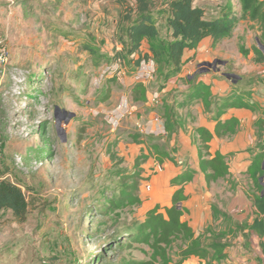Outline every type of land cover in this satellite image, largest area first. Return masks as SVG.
<instances>
[{
    "label": "rangeland",
    "instance_id": "1",
    "mask_svg": "<svg viewBox=\"0 0 264 264\" xmlns=\"http://www.w3.org/2000/svg\"><path fill=\"white\" fill-rule=\"evenodd\" d=\"M229 1L240 7L239 0L194 3L212 18ZM125 6L124 0H0V53H6L0 60V180L21 186L30 204L23 222L9 210L0 213V264H202L186 254L191 241L183 237L168 247L170 262L155 258L144 241V221L152 210L147 169L158 174L148 163H162L166 157L180 163L169 138L162 141L159 134L142 130L156 117L143 120L132 112L136 101L131 86L127 90L125 74L119 75L116 67L122 64L129 76L135 67L130 57L115 58L123 49L119 23ZM239 18L220 49L198 60L194 79H210L212 70L252 76L237 91L245 89L251 100L264 103V61L254 53L261 32L242 12ZM158 24L166 37L164 15ZM143 50L148 53L149 45ZM239 60L250 72L244 73L243 64L235 63ZM144 63L154 64L150 58ZM154 74L148 89L161 93L167 81L158 79L156 70ZM181 81L185 79L176 84ZM180 93L176 87L160 100L172 108L178 126H184L185 103L175 100ZM171 98L174 103H168ZM210 101L207 111L218 116L228 112L218 97ZM165 104H159L161 113ZM260 120L257 111L251 120L258 137L253 154L264 150ZM130 144L138 145L135 157ZM199 154L206 156L202 146ZM244 179L239 183L247 187ZM230 181L234 185L232 175L210 187L215 221L195 232L210 257L215 244H229L238 230L225 226L233 222L231 217L215 211L227 202ZM136 197L141 201L133 204Z\"/></svg>",
    "mask_w": 264,
    "mask_h": 264
},
{
    "label": "crops",
    "instance_id": "2",
    "mask_svg": "<svg viewBox=\"0 0 264 264\" xmlns=\"http://www.w3.org/2000/svg\"><path fill=\"white\" fill-rule=\"evenodd\" d=\"M220 42L213 45L211 37H206L200 43L198 48L186 50L181 70L167 80L161 93L155 92L159 93L160 96H166L174 88L180 87L181 93L175 98V100L184 101L185 103L182 106L185 108L181 107L185 123L184 126H178V122L180 121H177L178 129L172 134L167 132L164 116L166 104L161 100L157 104H154L152 99L155 93L152 94L149 89L147 90V101H136V105L132 108V112H137V116L143 120L156 117L155 120L148 122L147 127L143 128L141 126V128H143L142 130L154 134L158 131L160 132L163 128L167 135H155L160 137L162 141L169 138L170 150L173 147H177V152H173V154L176 156V161L181 164L177 165L173 159L166 157L161 163L163 165V170L158 171V174L153 175L151 174L150 169H147L149 175H151L149 178L150 181L147 182H152L150 183L151 189H149V196L151 197L150 203L152 202V207L150 209L155 208L157 205L165 207L171 206L175 191L183 187L185 194L188 196V199L185 201V206L189 210L186 217L194 231L199 233L201 229L208 227L215 221L213 192L210 191V187L224 178L209 183L207 180L208 172L201 167L202 160L209 157H201L199 154V149H201L202 146V138L197 129L202 127L208 129L213 134V137L209 142L211 155L214 156L216 152H221L227 155L230 172L228 176L232 175L235 180L234 185L230 181L233 189L226 191L227 195H229L227 202L224 206L217 207L216 209L217 212L222 213L223 211L224 214H227L233 219L232 223L225 225L226 227L228 226L238 229L236 235L230 240L229 244H226L225 242L219 245L215 244V250H213L212 257L208 256V258H213V264H264V234L261 235L258 231L252 228L255 217L258 215V210L254 205L255 190L250 189L251 186L255 188V184L248 173L255 154L259 152L256 149L257 152L255 153L254 150L255 154H253L251 150V148L254 147L255 141L258 139L256 134L257 126H255L251 120L256 115L257 111H261V117L264 119V103L258 100H251L248 97V94L245 93L246 91L243 92L245 89L237 91V88L239 87L245 88V86L251 82L252 76H247V78L241 77L237 83H234L224 75L226 71L221 72V70H212L209 75V77H211L210 79L202 81L200 76L197 80L194 79V75L197 72L196 66L200 63L198 60L200 58H208V56L212 54V51L219 50ZM146 44L148 45V43L145 42L142 47L144 48ZM207 46L212 47V50H209ZM235 63L239 65L241 63L243 64L244 73L250 72L248 66L245 65L242 60H239L238 62L236 61ZM120 66L122 67L119 68L116 66L120 69L119 75L125 74L124 79L126 81V86H131V93L134 85L138 81H143L148 86L147 81L144 79L138 80L136 78V74L139 73L141 66H135L132 75L130 76L127 75L126 70L123 69V65L121 64ZM182 77L185 79V82L181 81L182 84H176L178 79H182ZM206 85L210 86L212 92L211 96L218 97L221 102L219 104L228 106L233 101L243 100L252 104L253 108L230 105L228 106V112L222 114L218 112V114H221L220 116L215 114L214 111H207L206 105L203 101V93ZM228 96L231 97L230 102L228 101L230 99L227 100ZM261 99H264V97L261 96ZM175 100H172L171 98L168 100V103H174ZM159 104H165L162 113L159 111ZM227 119L238 120L236 130L232 134L228 133L221 136L217 134V124L220 121H225ZM262 134H264V130H262ZM129 146L131 156L135 157L139 152L138 145L130 144ZM173 154H171V156H173ZM158 163V161L153 164L149 162L148 164L150 165L148 167L154 168L153 171H157L156 164ZM184 175L189 177L188 181H185L182 184H173V179ZM241 177H245V183L249 184L247 187L239 183ZM262 182L263 180L261 179V183ZM258 193L257 190L256 194ZM160 211L164 212V209L160 208ZM221 221L222 219L217 222L219 223ZM198 259L201 260L202 264H207L208 259L203 260L199 257L193 256V261H197Z\"/></svg>",
    "mask_w": 264,
    "mask_h": 264
},
{
    "label": "trees",
    "instance_id": "3",
    "mask_svg": "<svg viewBox=\"0 0 264 264\" xmlns=\"http://www.w3.org/2000/svg\"><path fill=\"white\" fill-rule=\"evenodd\" d=\"M124 2L126 6L119 23L122 26L120 41L123 49L117 51L115 58L123 61L130 57L129 60L134 66H141L146 58H150L157 65V78L163 81L169 80L181 70L186 50L198 48L206 37H211L212 44L216 45L232 34L241 12L249 22L258 26L261 32L259 40L264 45V0H239V8L229 1L221 9L220 14L212 18H207L205 8L196 5L195 0H134V3L124 0ZM162 15L165 16L168 29L166 37L161 35L158 24L159 16ZM145 42L149 45L148 53H145L142 47ZM254 52L259 61H264V52L260 49L259 43L254 48ZM147 90L146 83L138 81L132 91L134 100L147 101ZM211 95L210 86L206 85L203 101L207 108L211 105ZM230 105L253 108L252 104L243 100L233 101ZM165 107L166 130L172 134L178 129L177 120L172 108H169L168 105ZM259 123L262 125L264 119ZM237 124V119L220 121L217 124V134L221 136L232 134L235 132ZM197 130L202 138V148L206 151V156L209 157L201 162V167L208 172V182H216L220 178L227 177L230 173L227 155L216 152L212 156L209 142L213 134L203 127ZM263 164L264 150H261L255 154L248 171L259 192L254 195V205L257 207L258 215L255 217L252 228L261 235L264 234V186L261 183V177L264 174ZM188 180V176H180L173 179V184H182ZM187 199L188 196L185 194L184 188L181 187L175 191L172 205L166 207L165 212H161L160 206L157 205L147 213L143 225L147 230L144 234V241L154 249L155 258L160 257L163 261L170 262L167 254L168 247L178 238L183 237L191 241L187 255L203 260L208 259L209 252L204 249L199 238L196 237L195 231L186 217L189 212L185 206ZM140 201L141 199L136 197L132 203ZM179 203L182 205L181 208L178 206ZM29 205L21 186L8 179L0 180V213L9 210L16 220L23 222L28 216ZM215 211H217L216 207ZM178 264H182V260Z\"/></svg>",
    "mask_w": 264,
    "mask_h": 264
},
{
    "label": "built area",
    "instance_id": "4",
    "mask_svg": "<svg viewBox=\"0 0 264 264\" xmlns=\"http://www.w3.org/2000/svg\"><path fill=\"white\" fill-rule=\"evenodd\" d=\"M5 59H6V53H5V51H2L0 53V60L4 61ZM144 61L141 64V68L139 69V73L136 74V78L138 80L144 79L145 81L148 82V80L154 78V76H155L154 72L156 70V67H154V64H155L154 61H153L154 64H152V63H144ZM152 101H153L154 104H157L160 101L159 93H155L154 94ZM161 130H160V132L158 131L156 134H165V130L164 129L162 131ZM156 170H158V171L163 170V165L161 163L156 164ZM145 188L146 189H151V184L145 185Z\"/></svg>",
    "mask_w": 264,
    "mask_h": 264
},
{
    "label": "water",
    "instance_id": "5",
    "mask_svg": "<svg viewBox=\"0 0 264 264\" xmlns=\"http://www.w3.org/2000/svg\"><path fill=\"white\" fill-rule=\"evenodd\" d=\"M258 43H259L260 49L264 52V45H263V43L259 39H258ZM217 61H219L220 63H225V61H222V60H217ZM206 63L209 64V65H212L213 64V63H210V62H206ZM224 75L227 78L231 79L234 83H237L238 80L241 78V76L238 75L237 73L225 72ZM263 169H264V164H263ZM261 179L262 180L264 179V174L261 177ZM262 184L264 185V181L262 182ZM178 206H179V208H181V206H182L181 203H179Z\"/></svg>",
    "mask_w": 264,
    "mask_h": 264
}]
</instances>
